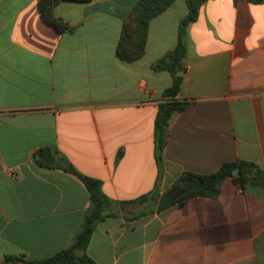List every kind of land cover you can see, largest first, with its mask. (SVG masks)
<instances>
[{
  "label": "crops",
  "instance_id": "0c3cea01",
  "mask_svg": "<svg viewBox=\"0 0 264 264\" xmlns=\"http://www.w3.org/2000/svg\"><path fill=\"white\" fill-rule=\"evenodd\" d=\"M38 2L0 0V264L68 248L90 205L81 179L34 162L40 147L58 148L115 201L156 183L161 197L181 175L225 163L264 169V3L207 0L188 26L177 96L185 106L170 119L159 177L155 119L173 75L153 66L177 47L188 0L151 20L134 62L117 46L138 0L61 2L55 15L72 32L44 21ZM147 206L100 222L88 255L97 264H264V189L227 178L215 197L158 201L132 220Z\"/></svg>",
  "mask_w": 264,
  "mask_h": 264
},
{
  "label": "trees",
  "instance_id": "16d2710c",
  "mask_svg": "<svg viewBox=\"0 0 264 264\" xmlns=\"http://www.w3.org/2000/svg\"><path fill=\"white\" fill-rule=\"evenodd\" d=\"M90 2L91 0H39L38 8L44 21L56 27L60 32H72L73 26L55 15L54 8L61 2ZM176 0H138L129 16L125 19L121 37L117 46V56L126 62H134L143 57L147 45L150 22L166 11ZM207 0H188V14L181 20L178 30V45L154 64L156 70H167L173 75V84L163 93L164 102L159 106L155 119V157L159 177L163 173L162 152L166 144L169 122L172 115L183 110L185 103L177 100L181 90L182 76L185 71L183 59L187 52V28L198 19L200 7ZM262 4L264 0H234ZM122 152L118 154V159ZM34 162L46 169H60L74 174L82 180L90 195V205L70 246L57 254L42 260H29L25 256L6 255L3 264H97L87 253L88 246L97 225L109 217H116L119 209L148 203L144 211L134 213L132 220L155 212L160 192L156 183L149 193L128 201H115L103 191V181L80 172L56 147H40L33 154ZM239 168L237 176H233ZM158 177V181H159ZM232 178L243 190L248 188L264 189V169L252 162L239 161L223 164L216 172L208 175L185 173L175 182L180 195L173 203L182 204L193 197H215L221 183ZM140 210V208H138Z\"/></svg>",
  "mask_w": 264,
  "mask_h": 264
},
{
  "label": "water",
  "instance_id": "95a60500",
  "mask_svg": "<svg viewBox=\"0 0 264 264\" xmlns=\"http://www.w3.org/2000/svg\"><path fill=\"white\" fill-rule=\"evenodd\" d=\"M182 71L178 73L179 76H182ZM239 172V168H236L233 176H236ZM180 189L178 187H174L171 189L169 192L166 194L162 195L159 199V205L164 206V205H169L174 202V200L180 195Z\"/></svg>",
  "mask_w": 264,
  "mask_h": 264
}]
</instances>
